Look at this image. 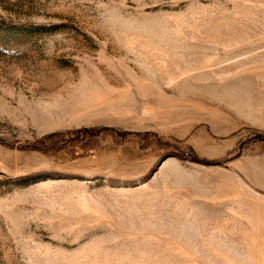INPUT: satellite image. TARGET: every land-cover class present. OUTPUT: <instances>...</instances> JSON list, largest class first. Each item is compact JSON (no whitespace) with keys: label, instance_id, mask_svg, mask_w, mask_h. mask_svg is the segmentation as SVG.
<instances>
[{"label":"rangeland","instance_id":"1","mask_svg":"<svg viewBox=\"0 0 264 264\" xmlns=\"http://www.w3.org/2000/svg\"><path fill=\"white\" fill-rule=\"evenodd\" d=\"M255 135L264 0H0V264H264Z\"/></svg>","mask_w":264,"mask_h":264},{"label":"trees","instance_id":"2","mask_svg":"<svg viewBox=\"0 0 264 264\" xmlns=\"http://www.w3.org/2000/svg\"><path fill=\"white\" fill-rule=\"evenodd\" d=\"M84 132H85V134H87V133H89V134H93V133H94L92 130H90V131H84ZM74 138H75V139H78L77 136L74 137ZM80 138H81V137H80ZM253 138H254L255 140H263V141H264V135H255V136H253ZM81 139H82V138H81ZM179 151L182 152L181 149H180ZM182 154L186 155L185 152H183ZM197 160H199V159H197Z\"/></svg>","mask_w":264,"mask_h":264}]
</instances>
